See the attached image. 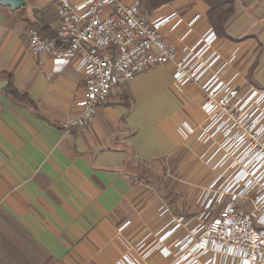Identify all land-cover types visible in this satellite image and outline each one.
Instances as JSON below:
<instances>
[{
  "label": "crops",
  "instance_id": "obj_1",
  "mask_svg": "<svg viewBox=\"0 0 264 264\" xmlns=\"http://www.w3.org/2000/svg\"><path fill=\"white\" fill-rule=\"evenodd\" d=\"M24 1L16 10L0 5V264H117L160 223L161 203L175 214L198 210L208 170L184 161L177 128L202 119V91L176 85L170 64L156 65L113 87L87 125L63 130L78 112L84 74L29 51L27 29L54 34L58 17L52 0ZM234 8L214 43L223 59L235 54L223 78L238 72L234 84L264 88V0H235ZM141 10L175 12L183 22L198 16L188 43L209 25L204 0H142ZM183 29L161 32L176 45ZM4 73L35 106L5 94ZM148 74L161 78L162 99L146 92Z\"/></svg>",
  "mask_w": 264,
  "mask_h": 264
},
{
  "label": "built area",
  "instance_id": "obj_2",
  "mask_svg": "<svg viewBox=\"0 0 264 264\" xmlns=\"http://www.w3.org/2000/svg\"><path fill=\"white\" fill-rule=\"evenodd\" d=\"M141 2L58 0L54 35L27 29L30 52L73 62L84 74L78 112L61 123L63 130L87 125L113 87L156 65L170 64L176 85L202 91V119L177 128L187 142L184 161L208 170L198 186V210L175 214L161 203L160 223L117 264H264V88L234 84L238 72L223 78L235 54L223 59L210 25L187 42L198 16L153 18ZM181 23L178 44L167 43L162 28L174 33Z\"/></svg>",
  "mask_w": 264,
  "mask_h": 264
},
{
  "label": "trees",
  "instance_id": "obj_3",
  "mask_svg": "<svg viewBox=\"0 0 264 264\" xmlns=\"http://www.w3.org/2000/svg\"><path fill=\"white\" fill-rule=\"evenodd\" d=\"M148 3L155 7L170 0H147ZM208 5L207 21L213 28L217 37L226 36L225 23L234 13L235 0H204ZM38 28L37 26H32ZM45 36H52L53 33L45 34ZM6 78V86L4 87L5 94L14 102L18 104H25L35 106L34 102L25 93L20 92L14 85L13 76L10 73L3 74Z\"/></svg>",
  "mask_w": 264,
  "mask_h": 264
},
{
  "label": "rangeland",
  "instance_id": "obj_4",
  "mask_svg": "<svg viewBox=\"0 0 264 264\" xmlns=\"http://www.w3.org/2000/svg\"><path fill=\"white\" fill-rule=\"evenodd\" d=\"M57 1L58 0H52L51 3H53L54 5H57ZM148 78H147V83H148V91L146 90V92L148 94H151V95H156V98H160L162 99L164 94H163V90H162V80L161 78H157V77H152L151 74H148L146 75ZM152 96H150L151 98ZM163 112V109H162V106H160L159 108L156 109V113L157 114H161Z\"/></svg>",
  "mask_w": 264,
  "mask_h": 264
},
{
  "label": "water",
  "instance_id": "obj_5",
  "mask_svg": "<svg viewBox=\"0 0 264 264\" xmlns=\"http://www.w3.org/2000/svg\"><path fill=\"white\" fill-rule=\"evenodd\" d=\"M25 4L24 0H0V5L9 7L13 10L23 7Z\"/></svg>",
  "mask_w": 264,
  "mask_h": 264
}]
</instances>
